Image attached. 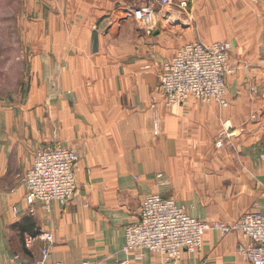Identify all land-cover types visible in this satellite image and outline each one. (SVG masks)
Returning <instances> with one entry per match:
<instances>
[{"label": "crops", "instance_id": "obj_1", "mask_svg": "<svg viewBox=\"0 0 264 264\" xmlns=\"http://www.w3.org/2000/svg\"><path fill=\"white\" fill-rule=\"evenodd\" d=\"M151 2L19 0L22 44L0 57V75L20 70L12 90L0 84V264L33 263L49 232L48 264H245L236 232H205L201 250L178 262L122 252L157 175L161 196L192 218L264 214V0H172L160 14L153 3L157 27L146 35L129 9ZM196 41L229 44L228 105L190 98L166 109L158 73ZM57 145L78 154L76 191L31 215L21 177L38 149Z\"/></svg>", "mask_w": 264, "mask_h": 264}, {"label": "built area", "instance_id": "obj_2", "mask_svg": "<svg viewBox=\"0 0 264 264\" xmlns=\"http://www.w3.org/2000/svg\"><path fill=\"white\" fill-rule=\"evenodd\" d=\"M153 3L159 5L160 14L162 9L172 5V0H152L145 6L129 9V16L146 35H151L157 27L158 13L153 9ZM178 8L185 13L187 3H179ZM229 52L228 43L205 44L200 41L188 43L178 50L158 73L164 108L182 106L190 98L227 107L225 80L234 72L229 64ZM227 136L222 133L216 145L221 146L222 138ZM78 161L74 149L59 145L42 147L35 152L32 165L21 177L29 214L33 215V207L37 203L48 210L52 202L64 205L71 200L77 188ZM157 180L158 191L146 196L140 203L138 221L124 229L122 252L126 256L150 252L163 256L167 262H178L184 253L199 252L204 233L214 230L221 235L239 233L243 239L237 248L241 261L245 264H264L263 213L249 211L229 224L201 221L190 217L173 200L163 198L159 190L166 184L161 175H157ZM13 211L16 212V209L13 208ZM42 238L47 244L41 249L40 257L31 264L49 263L53 237L49 232L44 233ZM81 264L90 263L84 261Z\"/></svg>", "mask_w": 264, "mask_h": 264}, {"label": "rangeland", "instance_id": "obj_3", "mask_svg": "<svg viewBox=\"0 0 264 264\" xmlns=\"http://www.w3.org/2000/svg\"><path fill=\"white\" fill-rule=\"evenodd\" d=\"M19 0H0V57L4 59L16 56L17 47H20L22 42L17 37L19 34V23L17 22V13L20 10ZM7 68V66H6ZM20 70L12 68L6 70L0 75V84L12 90L16 84L17 74ZM3 75V76H2Z\"/></svg>", "mask_w": 264, "mask_h": 264}, {"label": "water", "instance_id": "obj_4", "mask_svg": "<svg viewBox=\"0 0 264 264\" xmlns=\"http://www.w3.org/2000/svg\"><path fill=\"white\" fill-rule=\"evenodd\" d=\"M179 24H182L180 21L178 22Z\"/></svg>", "mask_w": 264, "mask_h": 264}]
</instances>
